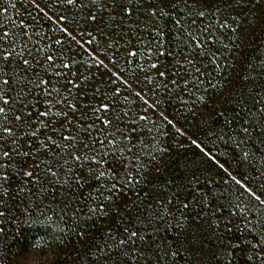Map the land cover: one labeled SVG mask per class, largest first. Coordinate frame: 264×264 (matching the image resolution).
I'll use <instances>...</instances> for the list:
<instances>
[{"label":"snow or ice","instance_id":"obj_1","mask_svg":"<svg viewBox=\"0 0 264 264\" xmlns=\"http://www.w3.org/2000/svg\"><path fill=\"white\" fill-rule=\"evenodd\" d=\"M180 3L188 20L210 15L204 11L208 0H192L191 4L180 0L172 11L177 14L174 24L181 33L196 25L179 18ZM145 4L146 0H112L111 5L107 0H0V199L12 195V184L19 179L15 191L26 190L34 202L43 203L51 192L53 202L57 195L63 200L62 211L71 209L72 219L108 221L103 240L90 250L92 264H264V163H255L264 162V108L256 107L257 98H253L251 107L245 105L234 121L226 122L227 132L215 140L190 141L222 171L219 182L214 178L202 181V173H191L186 186L173 187L170 181L159 191L150 189L143 196L138 190L143 187L144 160L155 159L153 145L145 141L162 142L167 135L166 129L151 120L149 109L155 111L166 103L165 97L171 99L179 92L195 95L202 84L195 58L184 59L183 65L173 59L169 65L160 60L165 53L160 51L159 40L149 41L141 45L143 51L128 53L133 58H146L136 68V72L143 71V80L134 76L138 87L144 85L135 93L143 101L141 106L128 104L126 111L118 107L121 100L127 102V97L121 96V89L115 88L113 81V92L101 93L98 98L93 93L99 103L90 101L78 107L80 85L73 78H82L84 84L89 77L72 71L84 62L71 55V45L80 46L87 35V44L96 54L93 63L103 64L99 59L103 42L104 58L110 59L119 72L116 59L108 55L110 51L115 54L116 48L105 41V34L112 40L111 32L115 31L110 27L115 22L111 13L127 14L129 18L134 13L143 15L148 11ZM98 5L109 9L107 23H103V12L92 16ZM9 9L17 15L8 17ZM97 20L103 26L97 25L93 35L88 27ZM38 27H47L48 31H38ZM161 33L162 28H157L156 36ZM204 36L205 31L197 29L188 31L185 39L195 50L205 42L201 39ZM191 50L187 56H191ZM172 69H177L176 79H164L166 74L172 75ZM153 71L157 75H152ZM141 92L152 104L148 105ZM259 103L264 104V99ZM85 109H91V117ZM77 112L81 113L79 117ZM163 119L171 124L167 117ZM142 132L148 133L147 137L142 138ZM37 144L39 148L33 154ZM218 145L224 149L214 152ZM41 150L44 159L39 157ZM224 150L233 153L234 167L227 159L219 163L217 157H223ZM33 155L32 170L25 171L24 164ZM130 192L137 199L127 203L125 197ZM195 219L208 225L206 235L188 233ZM169 235L176 238L170 240ZM180 235H184L183 241Z\"/></svg>","mask_w":264,"mask_h":264},{"label":"trees","instance_id":"obj_2","mask_svg":"<svg viewBox=\"0 0 264 264\" xmlns=\"http://www.w3.org/2000/svg\"><path fill=\"white\" fill-rule=\"evenodd\" d=\"M179 2L180 0H146L145 7L148 11L143 15L134 13L130 18L127 14L111 13L115 17V22L110 27L115 31L111 32L112 40H108L106 33L105 41L116 48L115 54L110 51L108 55L116 59L119 72L113 67L110 59L104 58L103 42L99 55V59L104 61L103 64L93 63L96 54L87 44V35L80 41V46L71 45L73 49L71 55L76 60L84 62L78 68L73 67L72 71L82 72L89 77V82L84 84L82 78H73L75 84L80 85L81 99L78 107L87 105L90 101L94 105L99 103L96 98L101 93H111L115 88H120L121 96L127 97V102L121 100L118 107L126 111L128 104L141 106L143 101L136 97L135 93L144 85L140 84L138 87V81L134 76L138 75L140 80H143V71L136 72V68L138 64H143L146 58L139 56L133 58L128 53L143 51L141 45H147L149 41L159 40L160 51L165 53L160 57L161 61L171 65L175 59L183 65L184 59L194 57L196 67L201 69L199 78L202 84L194 96L179 92L171 99L165 97L166 103L161 104L155 111L149 109L151 120L156 121L161 129H166L167 135L162 138V142L145 141L153 145L155 159L144 160L147 167L141 177L143 187L138 190L140 196L150 189L159 191L161 186L170 181L174 182L173 187L186 186V177L191 173H202L200 175L202 181L206 178H214L219 182L223 175L222 171L214 162L203 156L190 141L215 140L218 135L227 132L229 125L226 122L234 121L242 113L245 105L251 107L254 97L257 98L256 107L264 108V104L259 103L260 99H264V0H208L209 6L204 11L210 15L193 20H188L184 5L180 3V8L177 10L181 14L179 18L189 25H196L195 28L186 29L184 33L179 32L177 30L179 26L174 24L177 14L172 8ZM188 2L191 4L192 0ZM107 3L111 5L112 0H107ZM153 11L157 14L152 15ZM101 12L105 14L103 23H107L109 9L104 8L103 5L94 8L92 16H97ZM19 14L24 13L19 10ZM7 15L15 17L17 12L9 9ZM91 18L90 16L89 20ZM97 25L103 26L102 22L97 20L96 24L89 25L88 31L95 35L93 29ZM157 28H162L159 36H156ZM197 29L205 31V36L201 37L205 42L199 48L191 50L192 42L187 41L185 37L188 31L196 32ZM37 30L47 32L48 28L38 27ZM73 35L80 40L78 34L73 33ZM56 38L65 39L64 36ZM186 43L189 47H185ZM190 50L191 56H187L186 53ZM133 59L136 63H132ZM151 62L159 63L155 60ZM176 71L177 69H172V75L166 74L164 79H176ZM152 75H157V72L153 71ZM113 81L115 88L112 86ZM70 87L76 91L74 86L70 85ZM94 92L96 98L93 96ZM141 96L148 101V105L152 104V100L143 92ZM148 105L143 107L147 109ZM40 111H44V108L41 107ZM84 111H87L91 117V109ZM161 113L171 121V124L165 122ZM80 115V112L76 113L77 117ZM103 118L106 117L102 116L101 119ZM231 126L234 127L235 124ZM147 135L146 132L141 133L142 138ZM43 138V134H40L39 139L43 140ZM55 139L57 136H53V140ZM38 148L39 144L32 148V153L35 154ZM157 148H166L167 151L161 153L156 151ZM223 149V145H218L213 151ZM224 151L223 157H217L219 163H224L227 159L234 167L236 162L232 160L233 153L230 150ZM39 157L45 158L43 150L39 151ZM35 159L36 156L33 155L27 160L24 164L25 171L32 170L31 165ZM255 163L259 166L264 162L257 160ZM20 183L19 179L14 181L12 195L5 194L3 199H0V213H3L0 215V264H92L90 250L103 240L104 232L108 230V221L85 222L83 218L74 220L71 218V209L67 212L62 211L65 205L58 195L54 202L51 192L43 203L34 202L27 196L26 190L15 191ZM54 191L59 192V189ZM136 199L137 196L130 192L125 197V202L131 203ZM82 231L84 235L80 234ZM187 231L204 236L209 229L203 220L195 219L191 221ZM175 238L174 235H169L170 240ZM179 240L183 241L184 235H180ZM195 255L198 256L199 252Z\"/></svg>","mask_w":264,"mask_h":264}]
</instances>
